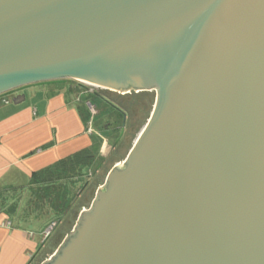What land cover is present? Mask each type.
<instances>
[{"label": "water", "instance_id": "1", "mask_svg": "<svg viewBox=\"0 0 264 264\" xmlns=\"http://www.w3.org/2000/svg\"><path fill=\"white\" fill-rule=\"evenodd\" d=\"M66 80L156 99L41 264H264V0H0V99Z\"/></svg>", "mask_w": 264, "mask_h": 264}, {"label": "crops", "instance_id": "2", "mask_svg": "<svg viewBox=\"0 0 264 264\" xmlns=\"http://www.w3.org/2000/svg\"><path fill=\"white\" fill-rule=\"evenodd\" d=\"M70 90L68 84H52L30 87L19 103L13 101L18 96L0 99V191L29 186L33 173L80 151L96 153L80 94L74 96ZM26 203L21 200L23 206ZM32 220L0 212V264H39L56 251L54 243L63 229L51 235L55 242L44 241L41 232L32 229ZM38 221L43 229L46 221Z\"/></svg>", "mask_w": 264, "mask_h": 264}, {"label": "rangeland", "instance_id": "3", "mask_svg": "<svg viewBox=\"0 0 264 264\" xmlns=\"http://www.w3.org/2000/svg\"><path fill=\"white\" fill-rule=\"evenodd\" d=\"M67 84L71 87L70 92L74 93V96H76L77 93L80 94L79 97H80V100H82V106L84 107V110L87 114V129L93 130V133L90 134V132H88V135L92 137L93 144L96 146L95 152L97 153L98 149H101L102 147L100 154L96 155V163L94 167L91 168L90 170H86L85 173H88L87 176H84L83 178L79 180V182H77L76 187H75L76 191H78V193L81 191L83 183H85L86 180L91 179V175L96 173V170L98 169L97 166L100 165V163L105 164L106 160L110 159V160H107L109 162L108 165L106 166L107 172H105V170L104 171L101 170L97 174V177L94 178V181H97V182L104 179L102 185H98L99 187L97 186L96 188H94V190L89 192V195L85 199V202H86L84 203L86 204L85 207L83 204L81 207V210L78 213H75L76 215L75 224H76L80 213L84 209H87L90 206V204L92 203V201L94 200L96 196L98 189L103 186L105 179L108 173L111 171V169L115 167L117 163L122 162L126 159L131 148L134 146L136 139L142 132L143 128L145 127L146 123L148 122L152 114L156 95H155V92H148L147 94H143V95H141V93L125 94V93H118L114 91L109 92L108 90L104 89L103 87L101 88L98 85L86 84L85 82H81V81L80 82L68 81L60 85H67ZM104 92H109V93H104ZM97 94H104L109 99H111L112 102L115 104V105L113 104L114 107L112 105H109L107 102H105ZM117 106L122 108L125 112L128 113V120H127L128 134L125 136L123 147L121 148L118 156H116L114 160L111 161V156H109V150L113 142L115 141V139L118 137L120 128H122L123 123H124V119L121 113L119 112V108ZM104 139L107 140V143H105L106 145L104 144ZM74 194H75V191H74ZM17 197H20L21 200L25 198V201H26L32 197V192L28 191L25 193H20L17 195ZM11 202L13 201L10 200L9 204H11ZM20 206H21L20 209H24L25 207V205L24 206L20 205ZM47 219H46V225L49 224L51 220L50 218H47ZM31 222H32L31 223L32 229L34 230L36 234H39L42 230L41 226L43 222L41 221L42 222L41 223L36 219L32 220ZM67 227L65 228L66 232H67ZM55 230L53 231V233L55 232ZM50 238L52 242L56 241L55 236L53 238L51 236ZM64 238H65L64 235L61 238H59L54 243L55 246L56 245L59 246ZM44 260H46V258H44Z\"/></svg>", "mask_w": 264, "mask_h": 264}, {"label": "trees", "instance_id": "4", "mask_svg": "<svg viewBox=\"0 0 264 264\" xmlns=\"http://www.w3.org/2000/svg\"><path fill=\"white\" fill-rule=\"evenodd\" d=\"M62 83L65 82L56 84ZM147 93L148 92H143L141 95ZM107 160L103 165L100 163V165L97 166L98 169L96 168V173L91 175V179L83 183V186L86 184L89 186L88 195L89 192L94 190L98 185H102L104 179H99L100 181L97 182L94 181V178L97 177V174L101 170L107 172L106 166L109 163ZM113 160L114 158L111 157V161ZM95 163L96 153L91 149H87L64 158L41 171L33 173L29 186L9 187L0 191V212H6L11 217H17L22 220L33 217L38 220L44 219L46 221L47 218H50V222L54 221L57 223L56 230L58 227L60 230L63 229L64 233H62V236L68 235L75 225V213L81 210L87 198L83 199L81 197L78 199L79 193L76 191V184L81 178L87 176L88 173H85V171L93 168ZM28 191L32 192V197L27 200L25 208L20 209V205H22L21 198L17 197V195ZM10 200L13 201L11 204H9ZM85 205L86 204H84V207ZM66 227L67 232L65 229ZM52 254L53 253L47 254L46 258ZM43 261L44 258L39 264Z\"/></svg>", "mask_w": 264, "mask_h": 264}, {"label": "flooded vegetation", "instance_id": "5", "mask_svg": "<svg viewBox=\"0 0 264 264\" xmlns=\"http://www.w3.org/2000/svg\"><path fill=\"white\" fill-rule=\"evenodd\" d=\"M68 81H70V80H66L65 82H68ZM56 83H59V82H53V83H50L48 85H33V87H46V86H49V85H52V84H56ZM30 87H32V86H30ZM83 87H85V86H83ZM85 88H87V87H85ZM26 90H22V91H18V92L16 91L14 94L10 95L9 97L23 95V93ZM108 91L110 92V90H108ZM109 92H104V93H109ZM97 95L100 98H102L105 102H107L109 105H112L113 106L114 103L107 96H105L104 94H97ZM118 108H119V112L121 113V115H122V117L124 119V123H123L122 128H120V132H119L118 137L115 139V141L113 142V144H112V146H111V148L109 150V156H111L112 158H115L116 156H118L121 148L123 147L124 140H125V136L128 134V131H127V127H128L127 126L128 113L125 112L122 108H120V107H118ZM103 164L104 163H102V165ZM88 187H89L88 184H86V185L83 186V188L79 192L78 199L81 198V197L83 199H85L87 197V195H88Z\"/></svg>", "mask_w": 264, "mask_h": 264}, {"label": "built area", "instance_id": "6", "mask_svg": "<svg viewBox=\"0 0 264 264\" xmlns=\"http://www.w3.org/2000/svg\"><path fill=\"white\" fill-rule=\"evenodd\" d=\"M93 109V108H92ZM88 132H90V134L93 133L92 129H89ZM107 143V140L104 139V144ZM106 145V144H105ZM57 227V223L56 222H50L49 224H47L41 231V236L42 238L46 241L48 238L51 237L53 231L55 230V228Z\"/></svg>", "mask_w": 264, "mask_h": 264}]
</instances>
